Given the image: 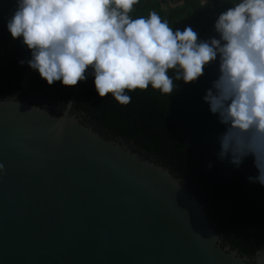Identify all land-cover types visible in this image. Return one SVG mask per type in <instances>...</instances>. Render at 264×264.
I'll use <instances>...</instances> for the list:
<instances>
[{
	"label": "water",
	"instance_id": "obj_1",
	"mask_svg": "<svg viewBox=\"0 0 264 264\" xmlns=\"http://www.w3.org/2000/svg\"><path fill=\"white\" fill-rule=\"evenodd\" d=\"M0 97V264H264L168 167L73 112Z\"/></svg>",
	"mask_w": 264,
	"mask_h": 264
},
{
	"label": "clouds",
	"instance_id": "obj_2",
	"mask_svg": "<svg viewBox=\"0 0 264 264\" xmlns=\"http://www.w3.org/2000/svg\"><path fill=\"white\" fill-rule=\"evenodd\" d=\"M138 3L17 0L7 28L49 85L75 86L91 69L98 95L121 105L131 102L127 92L149 86L172 94L175 80L195 82L219 55L218 76L203 97L225 126L218 158L239 167L251 155L258 174L248 180L264 185V0H238L214 23L219 39L207 41L191 27L174 31L155 11L133 18Z\"/></svg>",
	"mask_w": 264,
	"mask_h": 264
},
{
	"label": "trees",
	"instance_id": "obj_3",
	"mask_svg": "<svg viewBox=\"0 0 264 264\" xmlns=\"http://www.w3.org/2000/svg\"><path fill=\"white\" fill-rule=\"evenodd\" d=\"M164 1L139 0L130 15L147 17L155 11L174 31L191 27L198 41H207L212 34L219 36L214 29L216 19L236 3L181 0V6L168 11L163 9ZM16 8L17 0H0V97L47 104L60 112L75 98L72 110L84 124L108 139L125 141L134 151L175 173L205 207L224 246L250 258L264 249V185L248 180L258 174L253 157H245L239 167L227 157L218 158L219 136L225 126L203 99L218 76L219 55L195 82L175 80L172 94L149 86L127 92L131 102L121 105L111 94L98 95L91 69L84 81L65 86L59 80L49 85L30 68L31 50L22 38L13 39L7 28Z\"/></svg>",
	"mask_w": 264,
	"mask_h": 264
},
{
	"label": "rangeland",
	"instance_id": "obj_4",
	"mask_svg": "<svg viewBox=\"0 0 264 264\" xmlns=\"http://www.w3.org/2000/svg\"><path fill=\"white\" fill-rule=\"evenodd\" d=\"M207 0H202V2H206ZM236 2H238V0H236ZM182 3H183V1H181V0H178V1H174V0H166V1H164L163 3H162V6H163V9H165V10H168V11H171V10H175V8L176 7H178V6H181L182 5ZM185 11V10H184ZM213 37H215V38H217V39H219V36L217 35V34H212L211 36H210V38H213ZM209 38V39H210ZM223 43V42H222Z\"/></svg>",
	"mask_w": 264,
	"mask_h": 264
}]
</instances>
